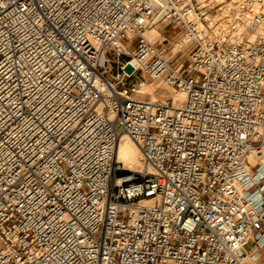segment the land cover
<instances>
[{
  "label": "built area",
  "instance_id": "built-area-1",
  "mask_svg": "<svg viewBox=\"0 0 264 264\" xmlns=\"http://www.w3.org/2000/svg\"><path fill=\"white\" fill-rule=\"evenodd\" d=\"M263 152L264 0H0V264L260 262Z\"/></svg>",
  "mask_w": 264,
  "mask_h": 264
},
{
  "label": "bare ground",
  "instance_id": "bare-ground-1",
  "mask_svg": "<svg viewBox=\"0 0 264 264\" xmlns=\"http://www.w3.org/2000/svg\"><path fill=\"white\" fill-rule=\"evenodd\" d=\"M148 33H149L148 36L151 39H155L156 37H159L163 40V37L154 29L150 30ZM180 44H182L183 46L184 43L180 42ZM180 48L176 47L174 51H177ZM160 87L154 88L152 85L146 83L143 85V90L145 91V93L149 92L151 94L152 100H156L157 97L155 94H156L157 89ZM170 91L172 93V96L175 97L177 103H182L184 101L185 95L183 93L179 91L176 92L173 90H170ZM114 116H115V112H112L111 118H114ZM253 159H255V161H259L263 165V169L261 170V172H263L264 171V152L262 154L254 155ZM116 160L117 162L121 163L123 167H125L126 170H129V171L141 172L146 168L145 158H144V155L140 147L127 135H124L120 139L117 145ZM254 255L255 253L253 252L250 256H248L244 260V264H260V262H256L254 260L253 258Z\"/></svg>",
  "mask_w": 264,
  "mask_h": 264
},
{
  "label": "rangeland",
  "instance_id": "rangeland-1",
  "mask_svg": "<svg viewBox=\"0 0 264 264\" xmlns=\"http://www.w3.org/2000/svg\"><path fill=\"white\" fill-rule=\"evenodd\" d=\"M167 33H168V35L170 36V37H175V35H176V32L175 31H171V30H168L167 31ZM148 35H149V33H148ZM149 37V36H148ZM150 38V37H149ZM150 40L152 41V42H154V43H157L158 41H161L162 39L161 38H159V37H156L155 39H151L150 38ZM182 46V44H180V43H178V44H176V47H178V48H180ZM175 47V48H176ZM194 45H192V46H190L189 48H188V51H193V49H194ZM183 60V56L182 55H180V56H177V57H174L173 59H172V64L173 65H176V64H178L180 61H182ZM137 78L138 79H142L139 75H137ZM147 84H150V85H152L154 88L155 87H160L161 85L160 84H158L157 82H152V81H148V83ZM170 90H173V91H176V90H174V89H170ZM169 90V91H170ZM177 92V91H176ZM164 94H166L167 95V92L165 93V91H159V88L157 89V91H156V97H157V99L158 98H160L162 95H164ZM140 98H142V99H151V94L149 93V92H146V94L145 95H140ZM132 173H134L133 171H129V170H126L125 169V167H123V165H122V170L120 171V174L121 175H130V174H132ZM264 258V257H263ZM260 264H264V259H262V261H260Z\"/></svg>",
  "mask_w": 264,
  "mask_h": 264
},
{
  "label": "crops",
  "instance_id": "crops-1",
  "mask_svg": "<svg viewBox=\"0 0 264 264\" xmlns=\"http://www.w3.org/2000/svg\"><path fill=\"white\" fill-rule=\"evenodd\" d=\"M164 30V31H163ZM168 30L175 31L176 35L175 37H170L167 33ZM157 32L163 37L164 40L170 41L171 43L176 42L180 36L179 31L174 30L171 27H168L167 29H162V27H157ZM170 49V48H169ZM174 51V50H173ZM175 52V51H174Z\"/></svg>",
  "mask_w": 264,
  "mask_h": 264
},
{
  "label": "water",
  "instance_id": "water-1",
  "mask_svg": "<svg viewBox=\"0 0 264 264\" xmlns=\"http://www.w3.org/2000/svg\"><path fill=\"white\" fill-rule=\"evenodd\" d=\"M126 71L128 73H132L133 72V68L131 66H128L127 69H126Z\"/></svg>",
  "mask_w": 264,
  "mask_h": 264
}]
</instances>
